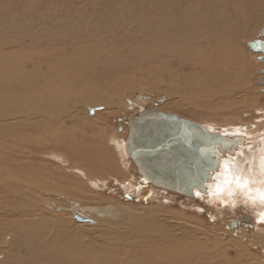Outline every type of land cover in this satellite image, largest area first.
Returning a JSON list of instances; mask_svg holds the SVG:
<instances>
[{"label": "bare ground", "instance_id": "obj_1", "mask_svg": "<svg viewBox=\"0 0 264 264\" xmlns=\"http://www.w3.org/2000/svg\"><path fill=\"white\" fill-rule=\"evenodd\" d=\"M263 22L264 0H0V43L34 49L0 50V253L6 255L0 264H240L222 239L209 238L191 225L166 228L147 214L84 209L75 203L73 221L84 216L94 223L78 224L93 229L100 222L119 224L114 231L109 226L92 233L74 229L72 221L48 218L36 199L47 188L46 165L36 159L52 151L86 157L90 167L99 158L111 160L104 136L87 133L95 125L82 120L84 107H79L91 103L114 108V97L132 86L124 75L141 62L172 70L177 81L174 86L169 82V91L184 93V102L198 112L233 111L227 99L232 95L223 84L237 80L230 69L237 61L247 64L240 69L241 81L252 79L242 40L252 38ZM41 48L47 50H35ZM260 60L264 63L263 54ZM197 101L211 106L202 110L194 107ZM226 127L232 129L213 132L244 136L245 146L232 156L222 155L206 196L198 197L228 205L244 195L263 206L262 214L256 215L257 225L251 221L253 229L244 216L236 218L240 222L234 227L252 231L257 226L263 233L264 134H257L256 126ZM75 180L54 181L51 187L87 200Z\"/></svg>", "mask_w": 264, "mask_h": 264}, {"label": "rangeland", "instance_id": "obj_2", "mask_svg": "<svg viewBox=\"0 0 264 264\" xmlns=\"http://www.w3.org/2000/svg\"><path fill=\"white\" fill-rule=\"evenodd\" d=\"M42 1L38 0V2ZM263 27L264 22L254 31L252 38L242 40L243 50H241V53H244L246 62L249 61L251 65L252 79L248 82L241 81L240 69L247 64H242V62L239 64L237 61L230 67L237 80L226 81L223 84L226 92L232 95L228 96L230 98L227 99L230 100V104L234 108L233 111L221 114L218 112H198V110H195L196 108L190 107L186 101L184 102L186 100L184 93L183 95L182 93L177 94L172 88L169 91L168 87L171 86L168 85L171 83L174 86L177 81L173 79L175 75H173L172 70L163 72L159 70L161 69L160 67L154 65L148 67L144 62H141L140 65L136 64L132 72L124 75L129 78L130 82L128 84L132 86L130 85L131 89L125 91L122 96L114 97V108L108 109L104 104L91 103H84V106H80V111L84 107L81 113L82 120L87 121L86 119H88L95 125L93 129L87 130V133L94 137L104 136L107 140H104L105 151L111 157V160L107 158L105 163L99 158V161L96 164L93 162L94 165L90 167L88 163H91V161L86 157L73 159L71 156H68V158L60 152L56 154L52 151H44L37 154L36 163L38 165H46V177L43 181L47 183V188H41L40 193L42 195H36V199L41 202V207L45 208L46 216L53 219L62 218L66 222L72 221L76 223L73 226L74 229L81 231L83 228L82 231L92 233L109 226L114 231L119 224L108 225V223L100 222L94 229L91 225L78 224L77 221H73L70 214V210H73L75 203H80V207L84 209L112 207L114 212L118 211L117 213H124L129 210L139 214H147L154 219L159 218L158 221L164 223L166 228L195 226V230L208 234L209 238L218 237L217 239H222L229 250V255L236 262L240 264H264V232L262 233L259 227L255 226L252 231L244 227L229 230L231 221L238 218L239 215L251 218L255 221L254 224L257 225L256 219L259 214H262L260 212L262 205L247 201L244 195H236L239 201L228 202V205H222L221 203L217 205L215 203L211 204L209 199L205 200L198 197L196 200H191L178 194L154 188L146 184L138 174L137 168L129 157L126 148V138L129 133L126 127V120L133 115L132 112L134 110H139V107L141 108L144 105H152L164 113L178 115L195 123L204 124L203 126L210 127L208 129H212V131L214 128L215 131L216 129L225 131H227V128L232 129V127H226L229 125H234L237 128L242 127V129L243 127L248 129V127L256 126V133L264 134V84H260L261 80H264V76L260 75V72L264 70V63L260 60L262 54L251 51L247 46V42L251 40L258 39V37L264 38L261 35ZM22 40H25V38ZM0 50L34 49L29 45L16 44L6 46L0 43ZM65 50H73V48ZM28 52L30 53V51ZM25 55H28L27 52H25ZM160 78L161 80H159ZM108 87L109 85L105 84L104 88ZM88 91L96 92L97 90L88 89ZM103 92L106 91L103 90ZM171 92L173 93L171 94ZM224 99L226 100V98ZM218 101L217 99L215 103ZM207 105L205 102L197 101L194 107L207 110L209 108ZM88 107L95 110L94 114L90 113ZM98 115L105 116L100 118ZM124 118H126L125 121L119 124L118 120ZM248 151L254 153L253 150L249 149ZM74 177L76 178L75 187L81 185L87 200L83 201V199L77 198L79 196L74 193L64 192L62 187H57V185L51 187L54 181V183H60L63 180L74 179ZM46 203L49 205H46ZM57 209H61V211L58 212ZM258 211L259 213H257ZM129 223V220L126 219L125 224ZM126 225L125 227H127ZM124 229L120 230L123 231ZM5 259L6 255L0 253V260Z\"/></svg>", "mask_w": 264, "mask_h": 264}, {"label": "water", "instance_id": "obj_3", "mask_svg": "<svg viewBox=\"0 0 264 264\" xmlns=\"http://www.w3.org/2000/svg\"><path fill=\"white\" fill-rule=\"evenodd\" d=\"M261 35L264 37V27ZM247 46L253 52L262 53L264 61V40L256 39ZM126 124L128 154L143 181L191 200L199 195L206 196L208 184L212 183L223 162L222 155L232 156L246 143L244 136L230 137L209 131L198 123L164 113L152 105L134 113ZM245 220L248 229H253L252 219L245 217ZM77 221L94 224L84 216ZM238 222L233 220L229 229H234Z\"/></svg>", "mask_w": 264, "mask_h": 264}, {"label": "flooded vegetation", "instance_id": "obj_4", "mask_svg": "<svg viewBox=\"0 0 264 264\" xmlns=\"http://www.w3.org/2000/svg\"><path fill=\"white\" fill-rule=\"evenodd\" d=\"M261 57H262V56H261ZM125 119H126V118H124V119H119V120H118V123L121 124L122 122L125 121Z\"/></svg>", "mask_w": 264, "mask_h": 264}]
</instances>
